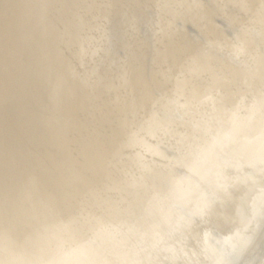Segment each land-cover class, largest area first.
<instances>
[{
	"label": "bare ground",
	"instance_id": "6f19581e",
	"mask_svg": "<svg viewBox=\"0 0 264 264\" xmlns=\"http://www.w3.org/2000/svg\"><path fill=\"white\" fill-rule=\"evenodd\" d=\"M0 264H264V0H0Z\"/></svg>",
	"mask_w": 264,
	"mask_h": 264
}]
</instances>
